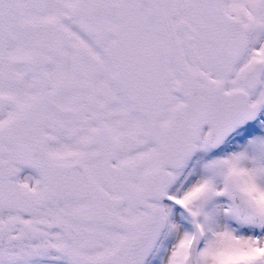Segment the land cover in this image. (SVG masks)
<instances>
[{
    "label": "snow or ice",
    "instance_id": "snow-or-ice-1",
    "mask_svg": "<svg viewBox=\"0 0 264 264\" xmlns=\"http://www.w3.org/2000/svg\"><path fill=\"white\" fill-rule=\"evenodd\" d=\"M0 264H264V0H0Z\"/></svg>",
    "mask_w": 264,
    "mask_h": 264
}]
</instances>
